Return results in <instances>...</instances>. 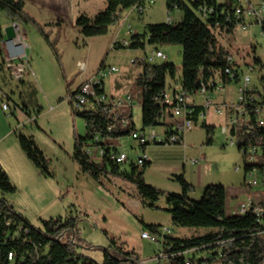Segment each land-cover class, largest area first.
Masks as SVG:
<instances>
[{"label":"rangeland","instance_id":"374dc122","mask_svg":"<svg viewBox=\"0 0 264 264\" xmlns=\"http://www.w3.org/2000/svg\"><path fill=\"white\" fill-rule=\"evenodd\" d=\"M26 5L30 13L41 17L31 0H26ZM57 6L63 11L59 16L63 20L61 33L56 40L60 59L43 34L31 24H26L31 30L27 42L33 47V50H29V55L33 51L35 58H31L29 64L26 63L27 71L23 77L14 79L6 67V61L2 63L0 57V168L9 175L17 188L15 192L4 193L3 196L36 227L42 225V219L79 216L77 226L83 244L76 246L77 251L92 257L98 263H103L105 249L115 238L128 251L138 253L143 264H171L164 258L155 259L163 251L162 243L171 244V236L162 237L160 243L143 239L141 232L144 227L141 221L171 227L174 236L191 237L210 231L205 227L178 226L165 210L167 193L182 191L176 179V183H172L171 179L174 177H164L174 165H180L184 157L175 146L186 143L194 149L202 148L207 166L211 169L215 167L214 170L221 173L223 182L218 183L228 187L229 201L231 193L236 191L239 192V200L245 199L249 193L264 191L263 173L259 170L248 174L247 181L257 179L258 184L246 187L242 151L236 143H230L231 138L235 142L237 138L223 131V126L228 125L229 115H226V119L225 115L215 111H211L206 117L207 125L214 126L211 144L207 143L206 127L199 121L185 132L183 144L151 143L146 147V153L152 158L153 165L146 169L145 179L164 192L156 202L159 208L144 204L136 186L115 173L99 182L83 172L73 159L72 153L74 134L84 136L87 128L84 118L75 115L69 100L70 92L84 79L92 76L102 63L106 66H118L119 72L106 75V90L113 94L130 92L133 95V120L136 128L142 129L141 93L136 86L141 66L131 64V59L139 56L142 50L116 48L113 47V41L117 32L121 39L126 33L130 38L134 32L145 31L149 23L166 22L168 8L166 0H148L144 3L142 13L124 10L121 22L110 26L108 33L87 38L78 32L75 18L80 15L95 16L105 10L107 0H91L74 6V11L71 9L70 12H67L64 4ZM171 18L180 21L182 11L174 9ZM246 22L251 23L247 30L236 29L231 33L215 30V33L218 42L230 54L240 58L242 63H253L255 69L249 70L248 65L244 64L242 70L248 72L251 84L264 95V35L261 26L254 23L253 17L246 16ZM47 28L52 31L51 37L55 38L56 31L50 26ZM159 47L168 55L167 61L176 66V78H168L167 83L172 88H179L183 74L184 47L181 44ZM148 48L151 49V45ZM255 57L261 59L260 64L255 62ZM165 61L157 59L156 62ZM122 74L124 75L119 84L116 79H120ZM238 87L237 82H231L225 90L211 92V98L215 102H234ZM201 100L199 98V102ZM3 103L9 104L10 108L5 110ZM165 127L163 124L155 126L157 132L163 135ZM19 133L33 136L49 159L52 176L44 175L27 159L18 141ZM118 143L130 157L135 158L138 155L133 148L136 143L130 136L123 137ZM90 146L94 153L95 147L104 148V139L99 136ZM96 159L99 160L100 157L96 155ZM236 165L239 166L238 169ZM128 167L126 163L120 171ZM172 184L178 190L172 188ZM230 210L228 207V213ZM204 253L203 250H195L188 255L199 259Z\"/></svg>","mask_w":264,"mask_h":264},{"label":"trees","instance_id":"16d2710c","mask_svg":"<svg viewBox=\"0 0 264 264\" xmlns=\"http://www.w3.org/2000/svg\"><path fill=\"white\" fill-rule=\"evenodd\" d=\"M146 1L148 0H107L105 10L92 17L80 15L76 19V24L85 37L104 35L108 33L110 26L121 22L124 10H131L139 5L144 7ZM235 1L237 0H226L225 2L206 0L207 4L215 5L216 12L214 16L204 17L199 13V8L205 0H166L169 11L174 9L182 11L181 20L149 23L145 31L131 35L128 46L121 45L118 48L140 49L147 44L156 46L181 44L184 47V59L180 87L194 94L200 87L199 75L203 76L207 84L217 70L224 71L229 64L226 56L230 53L218 42L215 30L231 33L237 23L242 20L233 14L228 20L225 17L227 11L232 12ZM222 9L226 11L221 12ZM0 11H4L9 18L15 21L35 26L60 59L56 46V40L60 35L59 29L55 33L56 37L52 38V31L47 28V25L40 23L26 10L25 0H0ZM3 40V26L0 20L2 63L5 61ZM255 62L260 64L261 59L255 57ZM136 65L141 66L136 78L142 104V129L139 130L163 124L166 126L165 132L170 134L171 124L167 121H160L167 105L159 102V96L167 91L178 89L172 88L167 83L168 78L172 80L176 78V66L167 60L161 63L139 61ZM238 79L239 76L233 80L223 74V81L226 85L237 82ZM255 91L264 100V95L256 87ZM196 109L194 115L201 110V107L197 106ZM75 115L84 118L87 128L84 136L74 134L72 157L80 169L99 182L115 173L136 186L144 204L151 208H159L156 202L164 192L147 182L144 177L146 169L151 165L149 157L142 166L136 164L132 158L131 161L126 162L129 167L123 171L120 169L126 163H119L109 157L111 151L121 149L113 140L126 136L131 137V133L138 130L133 120V110L112 111L108 105L102 104L97 111L84 110L75 112ZM122 118L128 119L125 126L120 123ZM245 119L239 117L238 122L230 128L228 133L237 138V142L234 139V143L242 151L245 175L248 176L250 172L260 170L264 176V126L256 125L254 114H251L248 120ZM111 125L114 126L109 129ZM202 125L206 127L207 143L211 144L214 126L207 125L206 121H203ZM99 136L104 139L106 153L97 160L94 154L87 151V147L92 142H96ZM18 141L30 161L44 175L52 176L49 159L33 136L19 133ZM135 143L134 148L137 147V142ZM148 145H143L145 151ZM252 146H257L259 150L257 157L249 161L246 157ZM174 179L179 182L182 191L167 193V207L165 208L170 213L173 223L185 227H205L210 231L197 236L177 237L172 234L171 230L169 234H165V236H171L169 241L172 244L171 252L203 250L205 253L201 258L191 257L199 263L206 260L208 251H213L210 253L213 257L210 259L212 263L217 260L219 264H264V197L252 201L244 213H228L227 186L221 183H210L200 199H193L188 196V193L194 191L195 187L186 180L184 175L176 174ZM16 190L9 175L0 168V264H123L132 257L134 251H128L124 244L119 243L115 238L112 239V244L105 249L103 263H98L92 257L79 253L76 246L83 244L80 229L77 226L79 216L66 215L42 219V225L36 227L4 198V193H13ZM257 210L262 212L260 216ZM141 222L143 229L152 232L158 231V228L162 226L156 223ZM20 226L23 228L20 229ZM161 245L165 248L166 244ZM10 251L17 254L14 260L8 258ZM186 256L189 255L186 254ZM179 260L183 261V256Z\"/></svg>","mask_w":264,"mask_h":264},{"label":"built area","instance_id":"2783aa9c","mask_svg":"<svg viewBox=\"0 0 264 264\" xmlns=\"http://www.w3.org/2000/svg\"><path fill=\"white\" fill-rule=\"evenodd\" d=\"M219 1V0H217ZM221 1V2H225ZM227 8V7H226ZM224 8V9H226ZM222 9L221 12L226 10ZM135 11L142 13L144 11V7L141 5L134 8ZM216 12L215 5L207 4L206 0L203 5L199 8V13L204 16H214ZM172 11L168 10V20L169 22L174 21L171 18ZM233 15H236L238 18H242L234 30L242 29L247 30L249 24L246 22V16L253 17L254 23L259 24L262 28V32L264 35V0H237L233 3L232 12L229 10L226 12V19H230ZM135 33V32H134ZM133 33V34H134ZM132 35V34H131ZM130 38L121 39L116 37L113 41V47H120L121 45H129ZM150 44H147L144 48H141L142 53L139 56H136L131 59L132 64H136V62H150L157 63V59L159 60H167L168 55L162 50L159 45H151V49L148 48ZM18 58L16 61L15 59ZM16 58H10L6 61V67L11 72V75L15 79H21L24 73L27 71L26 69V60L21 56ZM228 66L224 71L217 70L215 75L210 79V81L206 84L203 76L199 75L200 79V87L194 94H190L185 91L182 87H179L176 90H171L163 93L159 96V102L167 105V109L164 111L163 117L160 118V121H167L171 124L170 130L171 133L167 134L164 131V135L157 132L155 127H149L143 130H135L131 133V137L137 142V147L135 148L138 155L134 157H130L127 152L119 149L117 151H111L109 153V157L119 163H126L131 161L134 158L136 164L142 166L146 159H148V154L143 149V145L151 144V143H168V144H177L184 142V134L187 130H190L194 127L195 124L199 121H206V117L210 114L211 111H215L218 114L226 115L228 112V125L223 126V131L228 133L230 128L238 122L239 117H243L244 119H249L251 114L255 115L256 125L264 126V100L260 97L256 91L255 87L251 84V78L247 73L242 70V66L244 64L248 65L249 70L255 69L253 63L243 62L240 58L234 56L233 54H228L226 56ZM84 69V68H83ZM119 67L115 65L106 66L101 65V67L90 77L85 79L82 84L74 90L69 95L70 103L72 104V108L75 112H80L84 110L97 111L99 106L102 104L108 105L109 109L112 111L117 110H125L131 109L133 106L134 98L130 92L124 93L121 96H111L106 92L105 87V77L107 74L118 72ZM223 74H226L229 78L235 79L236 76H239V87L237 90L236 100L234 102H215L211 98V92L215 90L223 91L226 88V83L223 81ZM199 98L202 100L199 102ZM197 106L201 107V110L195 114L196 118H194V113L197 110ZM250 107V110H249ZM3 108L5 110L9 109L10 106L7 103H3ZM246 120V119H245ZM120 123L125 126L128 123L127 118H122ZM114 126H109V129ZM230 143H234V138H231ZM134 148V147H133ZM94 153L91 150V146L87 147V151L95 156H99L100 158L106 153L104 148H94ZM258 147L252 146L247 155V160H254L258 154ZM203 158V157H202ZM200 157H194L190 159L192 164H197L201 161ZM237 169L239 166L236 167ZM253 174V172H250ZM251 185L258 184L257 179L249 180L248 182ZM250 206V202L241 203L235 210L236 213H244ZM257 214L260 216L262 212L257 210ZM9 223V222H8ZM23 226H20L22 229ZM171 229L169 227L161 226L158 228V231L152 232L148 229H143L141 232V237L151 242H160L161 238L165 236V234H169ZM62 235L60 236V238ZM73 242L74 238H73ZM172 244H168L167 247L163 248V251L160 252L155 259L160 260V258H164L165 260H169L171 264H219L217 260L213 263L210 262V259L213 257L210 256V253L213 251H208V257L204 262L199 263L196 259H193L189 256H186L192 250L188 251H176L171 252ZM183 256V261H180V257ZM17 257L16 252L10 251L8 258L9 260H14ZM208 260V261H207ZM123 264H143L140 260L138 253L134 252L132 257Z\"/></svg>","mask_w":264,"mask_h":264},{"label":"crops","instance_id":"0c3cea01","mask_svg":"<svg viewBox=\"0 0 264 264\" xmlns=\"http://www.w3.org/2000/svg\"><path fill=\"white\" fill-rule=\"evenodd\" d=\"M90 1L91 0H50V1L49 0H31V2L35 5V8H37V10L39 11V14L41 15V17H39V15H36L34 13H30L27 10L26 0H25V8L40 23L46 24L47 26H50L52 29H54V31H57L58 29L60 31L61 21H63V20L59 16L62 15V13H60V12H63V11L60 8H57L58 7L57 4H62V5L64 4V6L67 8V12H70L71 9L72 10L75 9L74 6L80 5V4L83 5L84 3L90 2ZM132 10H134V9H131V11ZM46 15H48L47 18L45 17ZM78 17L79 16H77L75 18V22H76V19ZM0 20H1V23L3 26V33H4V28L9 26L10 24H13V22L15 21V20L9 18L8 15L4 11H0ZM16 22L18 23L17 36L15 38L9 39L4 34V40L2 42V47H3V52H4L3 58L5 59V61H7L10 58L14 59L18 56H21L22 58H24L26 60V63L29 64L32 60L31 58H35L33 51L31 53V55H29V50L30 49L33 50V47H32L31 43L27 42V40L30 39L29 32H31V30H30L29 26L26 25V23L24 24L22 22H18V21H16ZM78 32L81 34L80 27L78 28ZM117 33L119 34V32H117ZM118 34H116L117 37H119ZM128 35L129 34L126 33V36L123 39L129 38ZM87 38H89V37H87ZM30 42H32V41H30ZM15 60L17 61L18 58H16ZM132 65L134 66L135 64H132ZM119 71H120V68H119ZM123 75L124 74H122L120 76V79H116V82H119V84H121L120 80H122ZM79 86H77L74 90H76ZM73 91H71L70 93H72ZM108 93L111 96H114L115 94L117 96H121L124 94V93L123 94H117V93L113 94L111 92H108ZM125 93H127V92H125ZM131 109L133 110V106ZM226 115H229V114H226ZM226 115H225V118L227 119ZM121 139L113 140V142L115 144H118L119 146H122L121 144L118 143ZM175 147H176L177 151H181L183 153L184 157L182 159L181 164L180 165H174L172 167V169H170V171H168V174H165L166 176H164V177L167 179H171L176 174L182 173L184 175V177L186 178V180L195 187V190L190 191L188 193V196H190L193 199H200L203 196L204 190L208 184L223 182L222 181L223 177H222L221 173H218L217 171H215L214 170L215 167L211 169L207 166L208 165L207 161H204V159H205L204 154L205 153L202 152L203 151L202 148H195L194 149L193 146L186 145V143H184L183 145L175 146ZM122 150L125 151L124 149H122ZM194 157H200V158L203 157V158L197 164H192L190 162V159L194 158ZM27 159H29V158L27 157ZM149 160L151 161V165H150V167H151L153 165V160L151 157H149ZM150 167H148V168H150ZM144 177H145V173H144ZM171 181H172V183H176L175 179H171ZM244 181H245V185H246L248 183V181H247V176L245 175V172H244ZM151 184H153V183H151ZM247 185H246V187H247ZM155 186L157 187V185H155ZM158 188H160V187H158ZM172 188H174L175 190H178L177 187L173 184H172ZM238 193L239 192H237V191L231 193L230 201L228 200V207L231 209L230 213H236L235 210L241 203H244V202H250L251 203L252 201H256V200H259V199L264 197V191H258L255 193H249L246 195L245 199L239 200L238 199ZM229 194H230V192L228 189V197H229ZM156 224H161V223H156ZM169 228L172 230L171 227H169ZM177 237H183V236H177ZM167 246H168V244L165 245V247H167Z\"/></svg>","mask_w":264,"mask_h":264},{"label":"water","instance_id":"95a60500","mask_svg":"<svg viewBox=\"0 0 264 264\" xmlns=\"http://www.w3.org/2000/svg\"><path fill=\"white\" fill-rule=\"evenodd\" d=\"M17 28H18V23L14 21L13 24H10L9 26L4 28V34L9 39L15 38L17 36Z\"/></svg>","mask_w":264,"mask_h":264}]
</instances>
